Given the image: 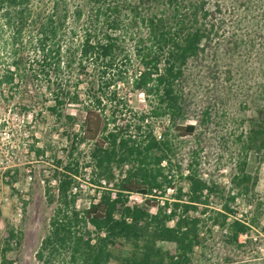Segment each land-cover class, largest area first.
<instances>
[{
    "label": "trees",
    "instance_id": "obj_1",
    "mask_svg": "<svg viewBox=\"0 0 264 264\" xmlns=\"http://www.w3.org/2000/svg\"><path fill=\"white\" fill-rule=\"evenodd\" d=\"M236 1L0 0V34L9 31L12 46H17L12 52L13 69H8L2 82L12 88L21 86L23 50L33 53L29 70L42 110L35 112L31 106L22 116L34 123L50 116L70 124L72 130L62 135L77 139L78 145L89 144L93 169L108 184L118 186L106 189L84 210L71 200V212L52 219L44 247L69 236L77 220L94 234L81 246L82 264L191 263L190 254L200 242L201 218L196 213L210 185L189 175L187 201L181 193L170 206L152 200L150 195L162 185L149 176L168 159L162 147L166 134L149 133L145 153L138 155L135 142L147 117L142 114L131 123L116 94L118 87L131 88L145 94L150 103L162 102L166 110L173 108L176 132L193 135L196 124L175 122L185 111L178 86L191 62L218 58L219 52L229 53L237 44L234 34L225 29L235 21ZM108 92L111 96L106 101ZM69 107L75 112H68ZM30 151L37 157L47 152L36 144ZM116 169L122 170L120 178L115 176ZM19 171L15 169L17 175ZM244 176L249 180L250 175ZM54 179L58 180L55 196L67 197L68 181L58 175ZM133 193L144 195V202L133 203ZM229 225L232 243H238L249 229L238 219ZM14 238L13 231L5 234L0 258L6 257ZM159 242L174 248L165 250Z\"/></svg>",
    "mask_w": 264,
    "mask_h": 264
},
{
    "label": "rangeland",
    "instance_id": "obj_2",
    "mask_svg": "<svg viewBox=\"0 0 264 264\" xmlns=\"http://www.w3.org/2000/svg\"><path fill=\"white\" fill-rule=\"evenodd\" d=\"M239 3L235 2V21L225 28L237 44L229 53L219 52L218 58L191 62L178 86L185 111L175 122L196 124L193 135L176 132L173 108L166 110L162 102L150 103L145 94L131 88L118 87L116 94L131 123L142 114L147 117L135 142L138 155L145 153L149 133L166 134L162 147L168 159L149 176L162 185L154 189L152 200L170 206L181 193L187 201L189 175L210 185L196 213L201 218L200 242L190 254V264H264V0ZM9 35V31L0 34V249L7 232L13 231L15 238L0 264H82L81 246L94 234L75 220L69 236L44 247L52 219L71 212V200L84 210L106 189L118 186L108 184L93 169L89 144L78 145L77 139L62 135L72 130L70 124L50 116L34 123L22 116L31 106L35 112L42 110L37 103L40 93L30 75L28 60L33 53L27 48L21 86L2 82L13 69L12 52L17 47ZM110 96L106 93V101ZM68 112L75 109L69 107ZM74 128L78 131L79 125ZM33 144L47 152L37 157L30 151ZM121 171L116 169L117 178ZM54 175L68 181L67 197L55 196ZM244 175H250L249 180ZM145 198L139 193L130 197L137 204ZM235 219L249 227L238 243L231 242L229 224ZM159 245L174 248L168 242Z\"/></svg>",
    "mask_w": 264,
    "mask_h": 264
}]
</instances>
